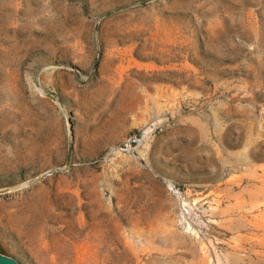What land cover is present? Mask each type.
<instances>
[{
  "label": "rangeland",
  "instance_id": "1",
  "mask_svg": "<svg viewBox=\"0 0 264 264\" xmlns=\"http://www.w3.org/2000/svg\"><path fill=\"white\" fill-rule=\"evenodd\" d=\"M23 183L21 264H264V0H0V189Z\"/></svg>",
  "mask_w": 264,
  "mask_h": 264
},
{
  "label": "water",
  "instance_id": "2",
  "mask_svg": "<svg viewBox=\"0 0 264 264\" xmlns=\"http://www.w3.org/2000/svg\"><path fill=\"white\" fill-rule=\"evenodd\" d=\"M49 96H52L51 94H48ZM53 97V96H52ZM46 175V173H43L41 175V178H43ZM27 183H23L18 187H12V188H7V189H0V193H4L8 190L15 189V188H23ZM0 264H21L16 258L6 255L2 252H0Z\"/></svg>",
  "mask_w": 264,
  "mask_h": 264
}]
</instances>
